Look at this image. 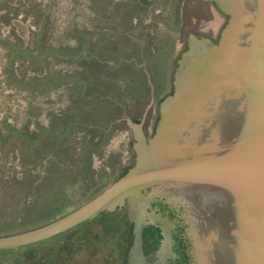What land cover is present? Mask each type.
<instances>
[{
	"label": "water",
	"instance_id": "obj_1",
	"mask_svg": "<svg viewBox=\"0 0 264 264\" xmlns=\"http://www.w3.org/2000/svg\"><path fill=\"white\" fill-rule=\"evenodd\" d=\"M171 89L150 136L130 128L126 169L94 196L0 250L128 205L126 264H264V0H187Z\"/></svg>",
	"mask_w": 264,
	"mask_h": 264
},
{
	"label": "rangeland",
	"instance_id": "obj_2",
	"mask_svg": "<svg viewBox=\"0 0 264 264\" xmlns=\"http://www.w3.org/2000/svg\"><path fill=\"white\" fill-rule=\"evenodd\" d=\"M2 1V7L17 4L10 18L23 16L24 21L31 20L26 24L28 29L32 27V36L42 38L34 48L39 55L47 54L50 61L38 58L29 65L38 74L36 79H43L45 70V73L55 70L58 65L55 63L64 61L69 71L82 75V81L73 83L75 76L64 77L63 86L71 85L73 91L82 85L84 92L74 98L69 93L63 99L64 106H74L68 114H75L66 116L67 122L71 117L78 118H72V123L65 125L61 119L60 124L53 126L44 116L36 119L35 125L45 134L43 140L33 141L38 150L31 157L33 162L29 160L31 152L22 143L13 142V147H8L13 151L18 148V153H22L16 166V157L11 158L6 151L0 155V236L23 232L65 214L121 174V167L128 165L133 155L130 128L124 121L137 116L152 101L141 126L143 136H148L147 128L157 115V103L171 88L173 61L187 3V0ZM4 14L0 13V20ZM45 14L46 19L42 18ZM15 36V27L4 33L0 30V38L6 45H11L9 40L14 41ZM60 38L66 40L61 46L66 50L64 53L58 48ZM30 52L32 55L34 51L25 49L20 55ZM27 58L19 57L20 70H14L17 81L12 83L7 76L11 66L7 63L4 67L0 55V69L4 71L0 73V106L1 103L9 106L7 102L23 94L19 78L24 81L29 71L21 64ZM62 142L68 147L60 157L55 160L53 155H47L45 151L50 146L58 149ZM9 143H0V152ZM80 160L87 164L90 173L79 166ZM87 178L93 181L92 185L84 181ZM112 212L107 217L100 214L53 238L0 250V264H126L133 244L130 221L134 219L125 204Z\"/></svg>",
	"mask_w": 264,
	"mask_h": 264
},
{
	"label": "flooded vegetation",
	"instance_id": "obj_3",
	"mask_svg": "<svg viewBox=\"0 0 264 264\" xmlns=\"http://www.w3.org/2000/svg\"><path fill=\"white\" fill-rule=\"evenodd\" d=\"M0 3H1V0H0ZM27 3L28 5H30L29 4L30 1ZM16 5L14 7H11L10 5H5L4 7L0 6V9H2L0 10V13L1 12L5 13L3 16L4 19L0 20L1 32L3 33L5 31L8 32V30H10L12 27H15V32H16L14 41L12 38H10L11 40H9L11 45L10 44L6 45L5 44L6 42L3 43L2 39L0 38V51L3 52L0 55L2 56L4 60L3 66L5 67V64L7 65V63H8V66H11L10 67L11 69L9 70V74L8 75L6 74L8 77H11L9 82L13 83L17 81L13 73L16 72L14 71L15 69L20 70V68L18 69V66H19L18 59L20 56H24V57L28 56L27 59H24L26 60V62L24 63L22 62L21 64L23 65V67H25V69L28 68L29 71H31V72L29 71L27 72V74L25 75L26 77L24 78V81L22 80L23 77L19 78L20 86L23 88V94H21V96H19L16 100H13L12 102H7L9 106H6V103H1V106H0L1 109L7 108L9 110V111L2 110L0 112V143L2 144L3 141L10 142L9 144L5 146V150L3 149V151L0 152V155H2V153H5L4 151H6V153L10 154L11 158L16 157V162L14 164L15 166L17 162L20 161L21 159L20 157L22 153L20 154L18 153L19 152L17 151L18 148L16 151H13V150H8L10 149L8 147H13L14 145L13 142H16L17 144L22 143L24 144V146L26 145L27 150L31 152V156L29 160L33 162V159L31 157L35 156L34 150L36 149V145H34L33 141L43 140L44 139L43 137L45 134V132H43L42 134L39 127L35 125L36 119H40L41 116H44V118L43 117L42 118L45 120H51V122L53 123V126L60 124L61 119L65 121L64 123L65 125H67V123H72V120H73L72 118L74 119H78V118L69 117L70 121L67 122L66 116L67 115L72 116L75 114L74 112H72L71 114H68L70 113L72 108L74 109V106L72 107L71 104L67 105V107L66 105L64 106L63 99L66 94L70 93L71 95H73V97L71 98H74L79 94L82 95V93L84 92V90H82L83 89L82 85L78 87L79 89L75 87L73 91H72L71 85H69L68 88L67 87L65 88V86H63V84L65 85L66 83L65 82L66 79H64V77L69 78V77L75 76V80H72L73 83L78 82V80L82 81L80 79L82 75L74 74L72 70L69 71L68 68L66 67L68 63L64 64L63 60H62L63 61L62 63L61 62L55 63V65L58 64L56 65L55 70L49 69V72L47 73H45L47 71L45 70L43 74V77H44L43 79L42 78L36 79L38 74H36L35 70H32V68H30L29 65H33L36 62V59L38 58H43V61H47V60L50 61V58H46L47 54H45L44 56L39 55L38 51L35 50L34 48L35 43H39L40 40H42V38L32 36V33H31L32 27L29 26L30 28L28 29V26L26 24V22L29 23L31 20L27 19L26 21H24L23 16L16 17V18H10L11 14L15 12L14 8L16 7ZM27 9L31 13V7L29 6ZM17 16L19 15L17 14ZM42 18L46 19V14ZM65 43H66V40H62L60 38V44H59L60 46L58 47L57 45V47L61 49L62 51L61 53L66 52V50H64L65 48L61 47V46H64ZM20 44L22 48H20ZM19 48L21 52L25 49H31L34 52L32 55H31V52L27 54L23 53L22 55H20L21 52L19 53ZM54 49L56 48L54 47ZM12 61H14V63H12ZM24 64H26V66H24ZM1 72H4L2 68L0 69V73ZM69 73H72V75H70ZM29 82H31L30 85H28V87L27 86L24 87L25 83H29ZM25 97L27 98V100L25 99ZM155 112L156 110L154 111V113ZM153 123L154 121L151 122L150 127L147 128V132H146L147 135L151 132ZM53 126H51V128ZM57 131L60 132V128ZM57 131L53 132V134H55ZM60 138L61 137H57V138L55 137V139H58V140H60ZM58 147L59 148L56 149V147L52 148V146H50V149H48V151L46 150L45 152L47 153L48 156L53 155L54 159L56 160L57 159L56 157H60L65 152L68 145L65 142H62V144ZM36 151L38 150L36 149L35 152ZM40 157L42 156L40 155ZM75 165H76V161H75V164L73 165L74 170H75ZM85 165L87 164L85 163ZM85 165L82 163L81 160L79 161V166L80 167L82 166V168L86 170L85 172L90 173L91 171H89V168L87 170ZM127 166L128 165L122 166L120 169V173H122L126 169ZM104 169L108 170L106 169V167H104ZM84 181L87 183H91L90 185H92V182H93L89 180L88 178L84 179Z\"/></svg>",
	"mask_w": 264,
	"mask_h": 264
},
{
	"label": "trees",
	"instance_id": "obj_4",
	"mask_svg": "<svg viewBox=\"0 0 264 264\" xmlns=\"http://www.w3.org/2000/svg\"><path fill=\"white\" fill-rule=\"evenodd\" d=\"M163 98V97H162ZM161 101V99L159 100V102ZM158 102V103H159ZM158 105V104H157ZM156 119H157V115H156V118H155V121H154V123H153V127H152V129H151V132L148 134V136H150L151 134H152V132L154 131V127H155V124H156ZM126 206V205H125ZM101 214V216L102 217H107V216H109V215H112L113 214V212H102V213H100ZM99 214V215H100ZM98 217V215L96 216V217H94L93 219H96ZM124 218V217H123ZM93 219H91V220H93ZM124 220V219H123ZM88 221H90V220H88ZM87 221H85V222H83V223H86ZM132 222L133 221H130V239H131V232H132ZM83 223H81V224H83ZM81 224H79V225H81ZM78 225V226H79ZM77 227V226H76Z\"/></svg>",
	"mask_w": 264,
	"mask_h": 264
}]
</instances>
